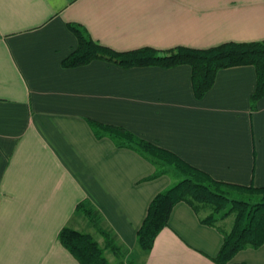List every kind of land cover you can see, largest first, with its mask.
Here are the masks:
<instances>
[{"label": "crops", "instance_id": "crops-1", "mask_svg": "<svg viewBox=\"0 0 264 264\" xmlns=\"http://www.w3.org/2000/svg\"><path fill=\"white\" fill-rule=\"evenodd\" d=\"M81 24L117 51L208 48L264 41V0H0V264H80L60 242L65 226L90 233L109 264H218L220 227L177 203L145 253L138 243L169 174L90 120L126 127L217 180L264 186V97L252 108L253 65L218 71L195 95L191 67H124L104 59L67 67ZM88 201L104 236L77 206ZM232 264H264V243Z\"/></svg>", "mask_w": 264, "mask_h": 264}, {"label": "trees", "instance_id": "trees-1", "mask_svg": "<svg viewBox=\"0 0 264 264\" xmlns=\"http://www.w3.org/2000/svg\"><path fill=\"white\" fill-rule=\"evenodd\" d=\"M78 39L76 48L64 61V66L76 67L95 59H104L124 67H191L195 95L202 98L214 85L219 70L234 66L253 65L256 69V87L252 94V108L264 97V41H228L208 48L176 46L157 49L145 46L129 51H117L96 41L81 24H70ZM1 38V33H0ZM98 138L109 136L119 147H130L151 161L156 171L146 180L169 174L173 182L150 202L147 215L138 230L141 250L148 253L160 231L168 226L170 214L179 202L194 208L202 222L218 226L224 234L222 247L215 258L218 264H232L235 255L246 247L258 248L264 243V186L240 185L217 180L206 171L190 164L175 152L149 141L123 126L90 120ZM175 177V178H174ZM247 191L262 195L258 200L244 197ZM206 211L204 214V210ZM86 215L104 234L107 248L120 258V249L101 227L99 214L88 201L76 209ZM235 213L230 230L218 224ZM60 242L78 259L80 264H109L106 248L92 234L65 226L59 233Z\"/></svg>", "mask_w": 264, "mask_h": 264}, {"label": "rangeland", "instance_id": "rangeland-1", "mask_svg": "<svg viewBox=\"0 0 264 264\" xmlns=\"http://www.w3.org/2000/svg\"><path fill=\"white\" fill-rule=\"evenodd\" d=\"M243 196L246 198H251V200H253V201L262 198V195H259V194H256V196H253L252 192H250V191H247L246 193H244ZM206 211H209V210L208 209L204 210L203 213L205 214ZM234 220H235V213L231 214L229 217L225 218L224 220L218 221V224L221 225L222 227H224L226 230H230L233 223H234Z\"/></svg>", "mask_w": 264, "mask_h": 264}]
</instances>
